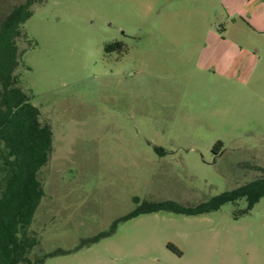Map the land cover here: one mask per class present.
<instances>
[{
	"label": "rangeland",
	"instance_id": "rangeland-1",
	"mask_svg": "<svg viewBox=\"0 0 264 264\" xmlns=\"http://www.w3.org/2000/svg\"><path fill=\"white\" fill-rule=\"evenodd\" d=\"M26 1L0 0V21ZM32 11L16 72L55 136L31 258L264 264V199L113 229L144 203L197 208L264 176V0H36Z\"/></svg>",
	"mask_w": 264,
	"mask_h": 264
},
{
	"label": "trees",
	"instance_id": "trees-1",
	"mask_svg": "<svg viewBox=\"0 0 264 264\" xmlns=\"http://www.w3.org/2000/svg\"><path fill=\"white\" fill-rule=\"evenodd\" d=\"M35 2L27 0L0 21V151L4 162L0 164V264H45L48 258L65 253L58 250L31 258L41 244L32 228L45 197L39 175L50 162L55 136L53 128L43 122L39 107L32 104L31 96L20 86L16 72L20 64L18 39L23 37V27L33 16ZM112 49L113 46L107 48ZM240 199L247 200L249 210L264 199V176L197 208H185L173 201L144 203L117 221L113 229L121 221L162 211L209 214ZM104 236L100 234L86 243H96Z\"/></svg>",
	"mask_w": 264,
	"mask_h": 264
}]
</instances>
